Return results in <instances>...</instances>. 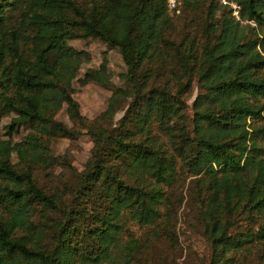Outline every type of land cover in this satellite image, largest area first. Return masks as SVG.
<instances>
[{
    "label": "trees",
    "instance_id": "1",
    "mask_svg": "<svg viewBox=\"0 0 264 264\" xmlns=\"http://www.w3.org/2000/svg\"><path fill=\"white\" fill-rule=\"evenodd\" d=\"M199 1L182 0L173 12L166 0H89L83 8L74 0H0V120L11 114L9 137L0 138V264H155L125 218L157 221L161 185L173 180L177 158L203 189L211 264H231L230 250L264 238V145L250 130V118L264 109V0H234L260 36L248 34L255 27L235 19L228 5L208 0L202 33L176 40V20ZM20 8L31 31L27 55L22 30L8 26ZM89 36L118 46L127 67L104 113H114L120 97L130 99L118 124L90 127L91 154L74 171L71 191L47 192L33 177L49 161L47 137L77 134L54 114L65 105L70 118L82 119L72 81L90 53L68 40ZM157 62L171 78L150 84L146 65ZM79 80L106 83V58ZM22 125L29 130L13 140ZM255 131L264 139L263 126ZM236 210L260 219L256 231H229Z\"/></svg>",
    "mask_w": 264,
    "mask_h": 264
},
{
    "label": "rangeland",
    "instance_id": "2",
    "mask_svg": "<svg viewBox=\"0 0 264 264\" xmlns=\"http://www.w3.org/2000/svg\"><path fill=\"white\" fill-rule=\"evenodd\" d=\"M74 1L77 6L82 8L89 3V0ZM207 3L208 0L199 1L191 8L186 9L184 16L176 20V40H179L178 34L192 32L195 29L204 30L208 19ZM22 13L21 8L13 12L9 17L8 26L22 30L23 36L20 40V47L22 52L27 55L30 48L28 35L31 31L25 28ZM246 22L256 28L248 29V34L251 36L261 35L259 33L261 27H257V23L246 19L241 21L243 25L247 24ZM68 43L75 48L86 49L90 53L89 59L82 62L77 77L72 81V95L78 102L82 119L70 118L65 105L55 112L54 117L66 123L77 134L71 137L61 135L47 137L49 161L38 164L33 171L35 181L45 191L60 190L67 194L71 191L69 189L74 181V171L82 170L91 154L93 140L91 133H89L90 127L94 125L109 127L118 124L130 99L129 97H120L114 113H104L115 87L124 85V74L127 67L118 46H110L100 38L92 36L72 38L68 40ZM261 43L259 47L264 53V35H262ZM104 58L107 62L108 81L104 84L96 81L82 83L79 79L83 76L84 71L87 68H97ZM146 67L150 69L148 78L150 84H160L166 78H171L170 74L166 72V68H162L158 62L147 63ZM196 94L197 86L193 81L189 91L184 96L187 115L192 111L191 104ZM260 115L250 118V123L254 127L250 130L252 135L264 145L263 134H257L255 131V127H264V109ZM10 118L11 114L3 116L0 120L1 139L9 137L7 125ZM186 120L187 118H183L182 122L186 124ZM185 128L190 130L187 126ZM28 130V127L20 126L17 132L12 133V139H20ZM153 132L162 141V145L169 152H172L168 138L158 130L157 126L153 127ZM11 159L14 163L18 162L14 153ZM196 176L198 175H194L187 168H184L181 160L177 158L173 180L161 185L163 201L160 204L161 216L157 221L154 224L143 225L125 218V223L130 231L146 243V251L152 258L149 260L155 264H211L212 246L204 234V224L200 213L201 197L204 193L203 189L198 186ZM2 210L0 206V212ZM229 220H233L232 225L229 226L231 233L248 229L256 231L260 221V219L238 212V210L229 216ZM154 227L157 234H153ZM242 245L241 248L230 250L227 253L232 256L231 264H264V238L255 239Z\"/></svg>",
    "mask_w": 264,
    "mask_h": 264
},
{
    "label": "built area",
    "instance_id": "3",
    "mask_svg": "<svg viewBox=\"0 0 264 264\" xmlns=\"http://www.w3.org/2000/svg\"><path fill=\"white\" fill-rule=\"evenodd\" d=\"M167 6L170 11L176 12L179 10L182 0H166ZM221 3L229 6L233 17L239 21H242L240 13V4L234 0H219Z\"/></svg>",
    "mask_w": 264,
    "mask_h": 264
}]
</instances>
